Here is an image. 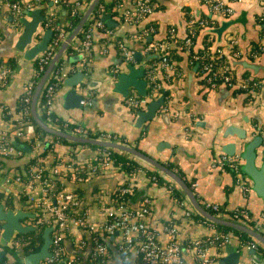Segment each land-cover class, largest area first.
Here are the masks:
<instances>
[{
	"label": "crops",
	"instance_id": "obj_1",
	"mask_svg": "<svg viewBox=\"0 0 264 264\" xmlns=\"http://www.w3.org/2000/svg\"><path fill=\"white\" fill-rule=\"evenodd\" d=\"M103 1L108 2L109 0ZM219 1L223 2L224 0ZM131 3V0H121L117 7L119 9L117 15L115 13L110 15L109 12L103 14V23L110 30V34L106 31L92 32L91 55L84 68L80 67L78 61L72 63L75 56L69 57L72 55L62 54L60 60L65 69L67 71L72 67L74 69L67 77L72 76L75 72L81 73V80L73 87V90L80 96V99H87L88 102L80 105L78 101L76 105H71L74 98L71 100L65 96L66 92L70 90L63 83L65 77L50 101L53 117L59 123L66 121L78 124L91 133L110 134L114 137L112 141L136 148L164 166L171 165L172 170H170L173 172L177 170L182 176L180 178L189 183L188 188L202 208L206 203L217 204L219 212L213 216L223 220H232L230 213L234 209L246 211V218L237 222L258 231L261 227L257 223L260 222V213L264 211V203L250 188L247 192L242 190L236 179L238 178L248 187L249 181L239 171L232 173L229 169L212 165V163L222 155L239 157L244 144L255 136H260L257 128L264 124V50L259 53L256 59L251 60L257 65L255 72L235 64L236 61H241L239 58L230 55L226 57L227 67L235 78L237 76L240 78L254 76V79L259 80L260 89L256 96L248 97L247 93L237 86L227 87L223 84H218L213 89H206L196 67L197 64L191 58L193 54L180 51L175 47V38L182 39L186 33L188 19L192 18L197 21L209 16L208 8L203 0H152L151 3L156 6V9L136 24L127 23L119 18L122 11L132 8ZM225 3L232 8L230 15L232 25L227 26L226 24L225 33L223 32L224 34L219 38L198 28L192 41L194 53L202 49L204 40L209 41L210 45L218 40L220 44L223 40L226 44L229 35L235 38L236 47L242 51L254 45L264 46V29L259 26L261 23L259 17L264 12V0H241L239 2L227 0ZM58 7V4L45 7L44 16L49 13L55 14ZM40 14L43 16L41 11ZM61 14H63V10H61ZM23 18L29 19L25 15ZM149 21L152 24L148 26L150 32L147 33L145 40L147 42L165 40L167 29L172 26L175 30V37L174 40L168 42V46L170 49L175 48L178 54L177 59L173 60L174 71L164 73L162 70L156 69V80L167 95L163 97V102L157 106L153 117L142 120L139 119L137 113L145 111L147 103L156 98L149 99L144 106L132 112L124 104V98L128 95L140 96L136 90L133 87H128L125 96L113 91L116 75L112 74L113 69H118V73L126 72L125 67L129 63L123 60L116 47V41L112 43V39L117 37L123 46L131 50L133 54L139 53L140 60L133 59L130 62L135 68L141 70L148 65L153 67L156 58L147 55L155 53L143 52L141 41L136 39L137 33L144 30L145 23ZM63 22L64 18L60 16V23ZM221 23L222 20H219L212 27L219 28L222 26ZM37 30L41 36L43 30L40 29V23ZM0 33L2 34L0 37L1 62H5L6 58L10 56L15 60L9 80L6 85L0 87V106L8 110L11 119H16L14 107L23 93L24 82L32 76L33 65L31 63L35 57L31 60L24 59L22 53L13 48L19 34L11 30L9 19L2 15H0ZM103 48H105V52L101 53ZM231 58L235 62L230 63ZM143 60L144 62H142ZM165 76H169L168 79ZM142 79L144 80V76ZM144 90H146V83ZM5 124L7 123L0 121V128H5ZM55 126L58 128L57 125ZM17 148L22 151L20 155L0 158L2 172L8 175L24 172L27 163L33 158L32 151L24 145L23 139H18ZM262 148H264L263 145L254 150L257 155L255 158L257 164L260 162ZM95 150L96 148L88 145L80 144L72 147L60 143L54 146V154L51 152L45 154L44 163L46 166H50L55 158L71 159L69 157L71 153L74 155L73 161L76 163L93 161ZM116 152L123 159L131 158L120 151ZM134 160L135 168L132 170H124L122 167L110 165L98 173L88 176L82 182L64 180L63 188L65 190L78 189L81 207L87 213L86 220L95 229L97 225L106 221V211L114 208V198H111V193L126 184L130 188L126 207L135 209L141 198H147L149 210L143 217L144 223L155 231L157 239L161 243L167 239L163 231L164 226L175 225L177 228L176 241L183 245V261L186 264H194L193 251L185 247L186 242L208 236L214 231V228L210 229L201 222L202 219L199 220L201 216L176 184L148 164L138 159ZM240 163L242 160L238 158L237 165L239 166ZM153 174L159 176L160 181L156 182L155 179H151ZM6 187V197L11 200L13 207L2 208V212L7 210L31 212L18 185L11 183ZM170 187L179 191V198L172 197ZM2 192L3 190L0 189V194ZM177 201L181 202V205ZM185 211L189 213L188 216L184 214ZM1 225L2 221H0V251H3V254L0 259L5 256L6 264H15L14 259L5 253L4 248L9 245L10 239L17 232L13 230L9 239L4 241L1 238ZM261 231L263 232L261 235L264 236V230ZM229 234L230 240L227 244L220 247L209 246L206 249V254L213 259V264H218V261L227 254L225 250L227 246L234 247L235 252L238 253L237 264L264 263L263 245L257 244L258 248L255 249L262 262L253 263L249 259V249L238 242L237 235ZM96 235L106 246L107 256L103 261L92 258L89 235L81 229L69 228L61 243L68 256L76 255L79 258L78 264H142L132 249L126 250L121 246L118 232L106 235L99 230ZM79 237L85 240L84 247L77 245ZM23 257L21 256L20 259ZM60 262L55 264H62Z\"/></svg>",
	"mask_w": 264,
	"mask_h": 264
},
{
	"label": "built area",
	"instance_id": "obj_2",
	"mask_svg": "<svg viewBox=\"0 0 264 264\" xmlns=\"http://www.w3.org/2000/svg\"><path fill=\"white\" fill-rule=\"evenodd\" d=\"M241 1V0H229ZM33 2L35 5H33ZM56 3L57 0H52ZM206 4L209 16L207 18L199 19L197 21L192 18L187 20L186 35L179 45L175 47L185 52H190L193 37L196 28L212 27L216 24V17H229L232 14V8L219 0H203ZM38 0H19L9 1L0 0V15L9 19V26L15 33L20 34L22 31V24L20 19L24 16L25 11L38 9ZM132 8L124 10L120 13L121 19L130 24H136L149 16L153 11V6L148 4L145 0H132ZM79 4L75 1L72 9L74 13L75 7ZM48 14L43 17L41 29H55L47 41L46 47L43 51L35 55V65L30 79L24 82L23 93L20 96V107L15 112V122L3 121L5 115L11 114L4 107L0 106V121L6 122L5 128H0V158H10L21 154V150L15 146L18 139H23L24 145L30 148L33 153L32 162L24 168L21 174L8 175L2 172L0 166V189L3 192L0 194L1 199H6V185L16 184L19 191L23 194V198L27 201L29 211L35 208L40 210L38 219L30 221L27 224L46 223L50 226V243L48 245L49 255L39 261L38 264H55L56 262H63V264H78L79 258L68 256L62 246V240L69 228L81 229L87 232L91 242L90 254L93 259L103 261L107 256L106 246L102 240L98 238L96 232L101 230L106 235H112L118 232L121 238V246L124 249H132L133 253L138 257L142 264H186L182 258L183 245L176 241L177 228L173 224L164 226L163 231L166 234V241L160 242L157 239V234L149 228L143 221V217L148 213L149 200L141 198L137 208H127L122 202L114 199V208L106 211V221L102 224L92 228L86 220V211L81 207V200L79 195L72 193L71 190L63 188V181L68 180L72 182H82L88 176L98 173L99 171L113 165L114 159L110 152L105 148L96 147L95 156L92 162L88 164H78L75 166V161L71 159L55 160L46 166L44 163V156L48 152L53 153L54 146L60 144L59 137L49 135V133L36 131V125L29 120L30 116V102L34 86L41 76L45 67L49 63L53 53L64 40L66 34L61 28L53 27L51 19ZM260 22H264V12L259 17ZM93 28H103V22L99 19H94L84 32L82 39L77 45L72 46L74 52L81 54V59L78 61L81 68L85 67L86 62L90 58L92 49V32ZM110 34V30H105ZM150 28L147 27L137 33L136 39L141 41L143 52L156 53L158 58L153 67L145 70L144 81L146 83V90L143 96L128 95L124 98V104L132 109L144 106L149 99L157 98L161 93L159 91L160 84L156 80V69L165 72L174 71L175 65L173 60L168 56V42L174 40L175 30L172 26L168 27L167 35L163 41H149L145 40ZM39 36V32L37 33ZM37 39L34 37L32 41ZM116 47L119 50L125 62H132L133 52L128 50L119 41H116ZM210 50V45L208 47ZM264 50L263 45L251 46L247 50H240L236 47V41L233 36L229 35L225 46L218 47L213 53L208 52L202 54L203 56L192 55L193 61L199 63V73L202 76V83L208 89L215 88L218 84H224L227 87L237 86L240 90L247 93L248 97L256 96L260 89V82L258 79L241 77L235 78L227 67L226 56L230 55L234 58H240L241 55L247 57L248 60H254L259 53ZM105 52V48L101 49V53ZM73 67L67 71L63 62L60 60L54 67L52 73L49 75L45 85L41 91V101L39 105V113L43 116V122L59 131L78 137H90L99 140H114V137L107 133L89 132L86 128L69 122H61L60 127L56 128L55 121L50 109L51 98L60 86L63 78L67 77L73 72ZM118 73V69L114 68L112 74ZM11 76V69L5 62L0 61V87L6 85ZM37 77L34 81L33 78ZM169 76H165L168 79ZM87 99H80L79 104L84 105ZM261 125V124H260ZM260 137L264 138V124L257 128ZM54 136V137H53ZM14 139V140H13ZM16 139V140H15ZM54 154V153H53ZM238 156L227 157L220 156L212 165L220 167H228L238 171ZM77 164V163H76ZM1 165V164H0ZM151 179H154L152 176ZM240 184L242 190L247 192L249 187L241 180L236 179ZM5 184V186H2ZM119 194L127 192L126 188H119ZM6 197V198H5ZM179 205L181 202L177 201ZM206 211L210 209L218 212L217 204H204ZM186 216L189 215L187 211L184 212ZM230 217L234 221H240L246 218L245 212L239 209H234L230 213ZM259 219L264 221V211L260 213ZM210 229L214 231L205 237L189 240L185 247L193 251L194 264H213V259L206 254V249L209 246H223L230 240V234L217 230L212 223L206 220H201ZM259 225V224H257ZM241 245L247 249H256L257 243L254 241H241ZM85 240L81 237L77 238V245L79 247L85 246ZM1 264H6L2 262Z\"/></svg>",
	"mask_w": 264,
	"mask_h": 264
},
{
	"label": "water",
	"instance_id": "obj_3",
	"mask_svg": "<svg viewBox=\"0 0 264 264\" xmlns=\"http://www.w3.org/2000/svg\"><path fill=\"white\" fill-rule=\"evenodd\" d=\"M226 1L227 0H224L223 2L225 3ZM98 2L99 0L89 1L81 17L79 18L77 24L68 34H66L64 40L60 43V45L57 47V49L53 53L49 63L45 67V70L43 71L41 76L38 78L34 86L32 96H31V102H30V115L32 117L34 124L41 130H43L44 132L52 134L54 136H57L69 142H73L76 144H89V145L97 146L101 148L112 149L114 151H120L123 154H127L131 156V158L138 159L148 164L151 168L156 170L158 173L164 175L170 181L176 184V186L181 190V192H183V194L186 196L187 200L190 202V204L193 206L196 212L203 219L209 221L212 224L225 226L233 230H236L238 232H242L245 235L249 236L251 240H253L257 244H261L264 246V236H262L257 230L249 228L240 222H237L234 220H223V219L217 218L213 216L212 214H210L208 211H206L204 208H202L197 203L190 188L186 186L183 180L177 174H175V172L171 171L169 168L157 162L153 158L143 154L136 148H133L131 146H128L122 143L114 142L112 140H99V139H94L90 137L73 136V135L67 134L65 132L59 131L55 128H52L46 125L43 122V120L40 119L38 101H39L42 88L45 85L49 75L52 73L54 67L60 61L62 54L64 53L66 48L73 42L76 35L80 31L81 27L86 22V20L88 19L89 15L91 14V12L93 11V9L95 8ZM24 15L29 17V19L27 20L23 17L20 19V22L23 28L19 36L17 37L13 48L21 52L24 59L31 60L35 57L36 54L40 53L41 51L45 49L47 41L49 40V37L51 35V31L49 29H44L41 36H39L38 41L31 43L32 38H34L33 35L36 33L38 24L42 22L43 20V16L40 14L39 9L25 11ZM219 20H222V23H221L222 26H219V28L215 29L214 27H204L201 29L205 33L218 36L219 38L220 35L225 33L224 32L225 25L226 24L227 26L232 25V19L230 18V16L226 18L217 16L216 22ZM223 25H224V28H223ZM259 26L262 29H264V22H261ZM218 41H216L215 43L214 42L211 43L210 50H209L211 53H213L216 48L223 47L225 45L224 40L222 44H220V42ZM0 50H1V47H0ZM147 56H152V57H155L156 59L158 58V55L156 53L148 54ZM133 59L140 60V56L138 52H135L133 54ZM239 60L241 61L235 62V60L231 58L230 63L234 61L235 64L243 66L251 70L252 72H255V70H257L256 63L248 60L246 56L242 55L239 58ZM142 62H144V60ZM125 68L127 70L126 72H119L118 74L115 75L114 77L115 82L113 83V91H116L120 93L122 96H125L127 94V88L133 87L136 90L138 95L143 96L144 91H145L144 90L145 81L142 79L143 72L149 69L150 66L148 65L146 67H143L140 70L138 68H135L133 65L129 63L126 65ZM251 77L255 78L254 76H251ZM237 78H240V77L237 76ZM80 80H81L80 72H75L72 76L66 77L63 80V83L70 88V90L66 92L65 96L69 99L74 98V102L72 104L70 103L72 106L76 105V103L80 100V96L78 94H75V91L73 90V87ZM162 102H163V95L161 93L155 100L147 103L145 111H139L137 113V115L139 116V119L148 120L151 117H153L154 112L157 109V106H159V104H161ZM14 144L17 147V143H14ZM262 145H263V141L260 136H255L252 140L244 144L243 149L239 155V158L242 160V163H240V165L238 166V171L249 181V188L264 203V148H262L260 151L261 158H260L259 164L255 162V158L257 155H256V152L254 151L255 148H257L258 146H262ZM28 215L29 214H26L21 211L13 212L11 210H7L5 212H2V210L0 209V221H2V225H1L2 240L7 241L13 230H15L17 233H22V232H25L31 229L28 226L21 227L19 224V219L24 218ZM49 231H50V228H46L43 231V234H42L43 240H42L41 246L38 249V251L24 256L21 259V263L38 264L40 260H42L43 258L49 255V252H48V245L50 243V239L48 236ZM225 250L227 254L218 261V264H237L238 263V253L235 252V248L232 246H227ZM2 254H3V251H0V256ZM248 255H249V259L253 261V263L262 262L261 258H258L256 251L254 249H249ZM60 263L63 264V262H60Z\"/></svg>",
	"mask_w": 264,
	"mask_h": 264
},
{
	"label": "trees",
	"instance_id": "obj_4",
	"mask_svg": "<svg viewBox=\"0 0 264 264\" xmlns=\"http://www.w3.org/2000/svg\"><path fill=\"white\" fill-rule=\"evenodd\" d=\"M9 1H19V0H9ZM75 1H77L79 5L77 7H75L74 13H72V9H73V5H74ZM89 1L90 0H74V1L57 0L56 3H53L52 0H38L37 4H38L39 11H41V13L43 14V17H45L44 16L45 7L50 6L52 4H58V6H59L58 10L56 12H54L55 14L51 15L49 17V19H51V22H52L51 24L53 25L54 28L55 27L61 28L64 31L65 34H68L74 28V26L77 24L79 18L81 17V15H82L84 9L86 8V6L88 5ZM151 1L152 0H146V2L148 4L153 6ZM120 2H121V0H109L108 2H104L103 0H99V2L96 4L95 8L93 9L91 14L89 15L88 19L86 20V22L83 24V26L81 27L80 31L76 35V37L73 40V42L64 51L65 55H67V56L72 55V56H69V57L75 56V59L72 61V63H74L75 61H79L81 59V54L77 53V52H74L72 50V46L78 44V42L82 39L84 32L87 30V28L89 27V25L92 23V21L94 19H99L100 21L104 22L103 19H102V16H103V14L105 12H109L110 15L111 14L113 15L114 13H115V15H117V13L119 12V9L117 7L120 5ZM33 5H35L34 2H33ZM154 9H156V6H153V10ZM61 10H63V14H61ZM60 16H62L64 18V22L63 23H60ZM119 18H121V16H119ZM151 24L152 23L150 21L145 23V28L150 26ZM41 25H42V23H40V29H41ZM105 30H109V29H108V27H106V25L104 23H103V28H93V31L100 32V33H102ZM197 30H198V28L195 29V34H196ZM38 31L39 30H37L36 33L33 35L36 39L39 38V36L37 34ZM50 31H51V35H52L55 32V29H52ZM51 35H50V37H51ZM1 36H2V34L0 33V37ZM91 39H92V36H91ZM175 39H176L175 43L177 45H179L180 43H182L184 38H182V39L175 38ZM115 41L121 42V40L118 39L117 37L112 39V43L113 42L115 43ZM209 45H210V42L207 41V40H204L201 50H198L197 52L194 53L192 51V45H191L190 46V52H191V54L197 55V56H203L202 54H204L205 52H208V56H210V53H209V50H208ZM255 46L256 45H254L253 47H255ZM180 51H183V50H180ZM177 54L178 53H177V50L175 48H173V49L169 48L168 49V56H169V58L171 60L177 59ZM5 63L7 64V66L10 69H12L14 67V65H15V60H14L13 57L10 56V57L6 58ZM31 64L33 65V68H34L35 60ZM197 69H199V63H197ZM36 78L37 77H34L33 80L35 81ZM159 91H160V93H162L163 97H166L167 94H166L165 91L162 90L161 87H160ZM40 101H41V96L39 97L38 107L40 105ZM19 107H20V98L18 99V101H17V103H16V105L14 107V111L16 112ZM130 110L132 112H135L136 110H138V108H135V109L130 108ZM39 117H40V119L43 120V116L41 114H39ZM4 118L5 119L3 121H9L10 123L15 122L14 119H11L10 115H5ZM29 120L32 123H34L33 120H32L31 115L29 116ZM55 124L58 126V128L60 127L59 121H55ZM35 129H36V131L44 132L43 130H41L37 126L35 127ZM44 133H46V132H44ZM49 135H52V134H49ZM59 141L62 144L70 145L72 147L80 145V144H76V143H73V142H69V141L64 140L62 138H59ZM14 142L16 143V141H14ZM81 145H88L89 147H92V148H96L97 147V146H92V145H89V144H81ZM263 146H264V138H263ZM98 148H101V147H98ZM105 149H107L110 152L112 158L114 159L113 165H116L117 167H122L124 170H132L133 168H135V165H134L135 164L134 163L135 160L134 159L129 158V157L123 159L121 157V155L118 154V152H116V151H114L112 149H108V148H105ZM69 157L73 161L74 155L72 153H71V155ZM31 162H32V160L30 159V161L27 163V165L30 164ZM90 162H92V161L79 162L77 164L75 162L74 165L78 166V164H88ZM166 167L172 170L171 165L168 164V165H166ZM225 168L229 169V171H231L232 173L237 172L234 169H231V168H228V167H225ZM156 174H153V176H154L155 181L158 182V181H160L161 178L159 176H157ZM175 174H177L179 177H182L177 170L175 171ZM183 182L186 184V186H189L188 182H186L185 180H183ZM123 187L127 189L126 193L119 194L118 189H117L113 193H111V198L112 199L116 198L118 201L122 202V204L126 206L127 205V203H126L127 199L129 198L130 188L128 186H126V184H123V185L120 186V188H123ZM77 190L78 189L75 188V189H73L71 191H72V193H75V194L78 195V191ZM170 193H171L172 197H174V198H179V196H180L179 195V191L176 188H174V187H170ZM19 198L22 199V197H19ZM11 207H13V204L11 203V200L9 198L1 199V197H0V209H2V208H11ZM207 211L210 214H212V215L217 213V212H214V211H212L210 209H207ZM24 213L29 214L31 216L28 215V216H26L24 218L19 219V224H20L21 227L28 226L31 229H29V230H27L25 232H22V233H17L12 239H10L9 245H7L4 248L5 253L7 255H9L12 259H14V263L15 264H22L21 263V259H20L21 256H26L28 254H31V253H34V252L38 251V249L41 246L42 240H43V238H42L43 231L46 228H50V226L47 225L44 222L38 223V224H27L26 222L22 221V219H24L26 221L27 220L33 221V220L38 219V214L40 213L39 209L35 208L32 212H24ZM201 219L205 220L202 217H199V220H201ZM257 224H259V226L261 227V229H259L258 232L260 234H263V232L261 230L262 229L264 230V221L261 222V220H260V222H258ZM214 227L217 230L237 235L239 240H241V241H248L249 239H251L249 236L245 235L244 233L238 232L236 230H233V229L225 227V226L214 225ZM49 235H50V232L48 233V236ZM256 248H258V247H256ZM4 261H5V256L0 259V264L2 262H4Z\"/></svg>",
	"mask_w": 264,
	"mask_h": 264
},
{
	"label": "rangeland",
	"instance_id": "obj_5",
	"mask_svg": "<svg viewBox=\"0 0 264 264\" xmlns=\"http://www.w3.org/2000/svg\"><path fill=\"white\" fill-rule=\"evenodd\" d=\"M23 222H26V220L22 219Z\"/></svg>",
	"mask_w": 264,
	"mask_h": 264
}]
</instances>
